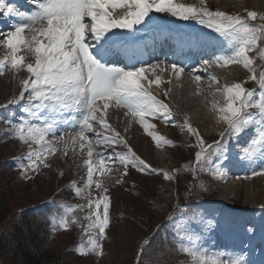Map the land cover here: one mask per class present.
Segmentation results:
<instances>
[{
	"label": "snow or ice",
	"instance_id": "snow-or-ice-1",
	"mask_svg": "<svg viewBox=\"0 0 264 264\" xmlns=\"http://www.w3.org/2000/svg\"><path fill=\"white\" fill-rule=\"evenodd\" d=\"M28 3L33 6L31 9L0 0V24L6 25L0 27V46L5 49V55L0 59V75L7 70L21 69L29 74L27 79L20 81L18 97V100H27L20 109L24 115L15 121L9 118L6 123L11 129L10 134L29 147L24 157L28 163L19 164L25 175L35 172L39 166L37 161L44 163L47 154L55 152L52 141H63L66 134L73 144H79L81 152L86 150L87 158L83 161L86 181L83 186H78L75 181L70 185L77 197L88 192L86 205H62L63 213L50 220L53 232L66 231L78 223L73 215L75 209L85 213L83 220L87 223L82 227L87 234V244L77 246L75 250L79 255H102L101 241L107 238L106 229L111 223L110 197L105 194L91 198L93 185L103 193L108 192V187L94 180V176L116 168L121 175L112 179L121 184L130 168L148 175L161 173L160 169L151 168L141 159L111 127L105 118L109 107L127 109L125 115L130 114L136 119L157 147L172 146V141L154 131L155 125L146 122L147 116L162 119L166 124L171 118L168 105L149 90L152 85H161L160 73L165 71L161 64L164 62L128 69L118 66L119 61L112 59L121 53L127 55V45L134 44L136 33L151 27V13L194 20L218 34L229 51L202 60L201 66L240 64L251 74L248 79L259 87L258 94L241 83L216 89L224 93L225 104L218 108L213 105V109L219 113L218 122L227 127L220 133V139L212 144H207L198 130L188 126V131L197 138L198 148L188 167L193 179L198 181L199 174L206 171L223 178L222 164L228 159L229 144L233 140L240 143V160L249 163L264 161V14L248 11L247 16L242 17L211 11L206 0H200L198 5L177 0H28ZM114 29L126 31L118 34ZM21 51L30 54L34 63L26 62L25 56L18 54ZM251 52L256 55L250 56ZM167 67L176 76L185 70L175 63ZM146 73L154 79H149ZM195 79L199 82L201 77L195 76ZM210 79L217 82L215 76ZM164 95L167 97L168 89L164 90ZM16 102L9 101L10 104ZM60 124H67L71 130L61 131ZM96 126L104 131H95ZM250 126L254 127L249 135ZM88 133H94V137ZM118 145L126 151H116ZM97 148L100 151H96ZM44 166L48 167L46 163ZM180 171L176 169L174 173ZM253 174H264V171ZM163 176L169 181L175 178L167 171ZM26 178L29 177L26 175ZM169 222L175 226L173 236L180 241L179 251L191 257L192 264H253L244 250L236 252L203 247L200 244L203 227L210 222L198 213H185L179 220L170 216ZM143 243L148 246L151 239ZM143 251L142 247L137 264ZM169 251L175 250L162 248L156 253L161 264H167Z\"/></svg>",
	"mask_w": 264,
	"mask_h": 264
},
{
	"label": "rangeland",
	"instance_id": "rangeland-1",
	"mask_svg": "<svg viewBox=\"0 0 264 264\" xmlns=\"http://www.w3.org/2000/svg\"><path fill=\"white\" fill-rule=\"evenodd\" d=\"M232 1V2H231ZM179 3H185L189 5H198L200 0H197V2H194V0H177ZM234 2V3H233ZM254 2L258 5L260 2V6L263 5L264 0H206V6L211 10V11H222L230 15H239V11L243 9V11L248 12V11H253L255 10ZM254 4V5H253ZM246 8V9H245ZM151 16L153 17V23L152 25H157V26H162L163 21L161 20H166L168 23L174 24L176 26H171L174 27L175 29L179 30H184L187 31V26L183 24H177L174 22H169L172 21L171 18H168L167 14H162V13H151ZM240 16H242L240 14ZM247 16V14H246ZM244 16V17H246ZM173 19V18H172ZM199 25V23L197 22ZM151 25V26H152ZM195 26V29H199V27ZM201 27H205L200 25ZM200 27V28H201ZM193 29V30H195ZM202 29V28H201ZM200 29V30H201ZM203 30V29H202ZM210 32L205 31L206 33H210L211 35L215 36L217 41H220L222 43L221 39L218 37V34L213 32L212 30L209 29ZM207 33V34H208ZM21 52H26V51H21ZM19 54V53H18ZM256 52H252L251 56H255ZM4 57V55H2ZM27 62H32L33 57L29 54ZM26 57V58H27ZM26 60V59H25ZM258 60H256V63L258 64ZM236 67V66H234ZM233 68H226V70L222 71L223 74L221 75L220 82H218L217 87L214 89V92L210 90L211 94L214 95L212 96L213 98H210L207 101V90H205V93H200V99H203V102H200L194 106V102L192 99H188L186 96L185 88L184 87H179V89H176L175 86H170L171 83L169 82L168 85L167 83L165 86L158 87L160 91L168 89V94L173 98L176 102L177 105L179 106H185L189 107L191 110V113L193 117H196L197 120L200 122L199 128L201 129L200 135L201 136H206L209 135V133L212 132L214 127H211V124H215L219 126L222 124L219 122L218 124L216 123H210L206 126L204 129L203 126L201 125L205 119L206 115H210L216 119L214 115L218 113L217 111H214L213 105L218 107L222 106L225 101L222 99L223 94L222 91H216V89H223L224 88V83L228 81L229 76L228 73L231 71L232 73ZM235 69H233L234 71ZM26 71V70H25ZM243 71V70H242ZM247 71V70H246ZM17 70H7L4 72L3 75H0V101L2 98H7L10 97L11 92L15 88V83L12 82V79L14 77V73H17ZM245 72V71H243ZM239 73L238 71L233 72L232 76L235 78L238 76ZM244 75V74H242ZM171 76V80L173 81V75ZM149 78H152L151 75H149ZM241 76L238 78L236 77L235 82H240ZM251 81V80H250ZM142 83L146 84V81H141ZM192 83V82H191ZM254 87L258 88V85L256 82H254ZM18 83L16 84V88L19 91L20 87L18 88ZM187 86V83L185 84ZM185 86V87H186ZM219 86V87H218ZM192 87L196 89L194 84H192ZM253 88V89H255ZM151 92L153 90L149 89ZM180 91L176 94L177 91ZM181 91L186 94V96L181 97V101H177V95H181ZM256 92L258 94L259 89H256ZM186 97V98H185ZM5 98V102L9 103V101H14L16 100V97L13 95L10 98ZM221 102V103H220ZM190 103V104H189ZM13 104V103H12ZM192 104V105H191ZM25 104H23L24 106ZM191 105V106H190ZM217 107V108H218ZM120 109L122 108H117L110 106L109 109L107 110L106 114V119L108 123L111 125V127H116L117 129H125L126 125L129 126L130 131H132V144H134L135 148L137 151L145 156L155 167L156 166H169V169H173L175 166H178L179 161L181 156L184 154H187V152L183 149H180L178 147H174V145H165L166 150L164 152L166 153H161L156 149V146L154 145V141L152 138L145 132L144 128L138 123V121L134 118L131 117H126L125 113L121 115L119 112L121 111ZM118 111V115L116 114ZM213 112V113H212ZM4 115L6 114L5 111H1ZM11 117H3L4 120H8ZM156 120V121H155ZM15 121V120H14ZM152 121V122H151ZM155 121V122H154ZM4 123V121L2 120ZM146 122L152 123L155 125L154 131L157 132L158 129L160 131L157 132L159 135L164 136L166 139L167 137H175L178 138L179 134L176 132L178 129L177 123H171L172 127L168 126V123L166 124L164 120L159 119V118H154L152 116H147L146 117ZM221 123V124H220ZM95 131H100L103 132L104 130L101 129L99 126H96ZM177 133H175V132ZM217 133H219L221 130H215ZM129 132V131H128ZM126 133L128 137H130L129 133ZM91 134V133H90ZM105 135H110V133H104ZM210 136V135H209ZM94 137V135H93ZM6 138V137H5ZM180 138V137H179ZM196 140L197 138L194 137ZM212 138V136H210ZM8 139V138H6ZM5 139V140H6ZM181 139V138H180ZM184 141H187V136L184 135ZM18 141L13 143H9L10 145L8 146L5 144H2L0 146V152L3 151L2 155H13L15 152L14 145H16ZM20 144V142H19ZM7 147V148H6ZM164 148V149H165ZM96 150L100 151L99 148ZM111 149H109L110 151ZM116 151H124L122 145H118L115 148ZM24 151V150H23ZM71 151L70 149L66 150V152ZM78 149L72 150L71 154H75L74 156L78 157L77 161L81 159V157L78 154ZM70 154V155H71ZM95 161V157L93 158ZM182 159V158H181ZM85 158L83 159V161ZM16 161L15 164L19 167L20 161L19 160H13ZM239 162H242L246 165H243L242 167L246 168V171L243 172L240 175V184L235 185L233 188L232 184L228 185L231 186L225 189L222 195H218L219 198H224V200H228L231 202V200H234L237 198L236 203H238L241 206H244L246 208H249L251 210V214L255 216V220L253 221V225H251V228L253 231H241L233 229L231 226H228V229L230 230L231 236L229 237V240H234L237 242H244L243 244H239L240 248H244L245 245H248L246 247L245 251L248 253V259H251V255H253V251H255V247H257V243H259V239H261V233L264 231V174H253V173H261L264 171V161H257V163H250L247 161H242L238 160ZM60 164L64 165H72V168L78 167L75 164V161H70L67 160V162L63 161ZM165 166V167H166ZM251 166V169H250ZM17 167V168H18ZM20 168V167H19ZM19 172L21 171L22 174L19 175L18 181L13 182L12 188H13V193H14V200L12 203H15V207L21 208L27 204L31 203H36L42 200H47V203H51L52 200L49 199L51 193L55 192L58 188H60L63 185V179H67L65 176L60 178V169L58 168L57 170L59 173H55L52 175V177H43V178H36L34 176L29 175L27 173V177L23 170L20 168ZM64 170V169H62ZM116 170V168H113L112 171ZM134 174H131L127 176V180H125L124 183L121 184H114L111 187H109L108 192L105 193L110 197V208H109V213H110V226L108 229H106V234L107 238L103 241H101L103 245L102 249V255L98 257L95 253H93L94 257L96 260L100 259L99 262H94L93 264H131V261L136 259V251L138 248H140V243L145 239L147 233L150 231V227L153 226V224H157L158 221H161V219L165 216L166 212H168L169 205H170V200L167 199L165 196L162 200L161 203L163 204V207H156V204L154 201H157V198H161L160 192L158 193L157 190H162L163 192H168V187L169 183L168 180L166 179H160V177H163V172L164 170H161L160 174H144L141 173L137 170L134 169V171L130 168ZM185 173H181L183 181L187 180V160L186 164L184 166ZM111 171V172H112ZM70 172V171H69ZM116 172L120 173L119 171L116 170ZM105 173H110L108 171H105ZM31 174V172H30ZM107 174V175H108ZM113 178H118V177H113ZM11 177H7L6 181L9 183ZM98 179L99 181H102V179L99 177V175L94 176V180ZM225 181H228L229 178H224ZM28 180L29 182L23 181ZM114 181V179H113ZM118 186V187H117ZM112 190V199H111V189ZM236 188V190H235ZM92 189H91V198H99L102 195H105L102 193L100 190V193L98 194H92ZM74 192V191H73ZM189 193V192H187ZM75 195V194H74ZM153 197V199H151ZM174 197H176V194H174ZM78 201L75 203L69 205V206H75L77 204H82L86 205L87 203V198H88V192L86 191L85 193L82 194V196L77 197L74 196ZM149 199L151 202L149 201ZM56 209V207H55ZM158 209H163L159 211ZM207 207L198 205V210L199 213L201 211L202 214L206 213ZM56 213L58 215H55L58 217L60 214L63 213V208L62 206L59 207L58 210H56ZM73 215L77 218L78 223L72 224L71 227L68 230H57L55 232L52 231L54 234H59L56 240L54 241L53 238L49 240L50 242L47 243L49 248L57 249L60 246H65V245H74L75 249L77 248L78 245L80 244H87V234L84 233L83 231V224H86L87 222L83 220V216L85 215L84 212H81L79 209H75L73 212ZM184 214H177L174 217H176L178 220L183 216ZM212 217L210 216L207 220L206 226L203 227V234L205 237H202V240L200 241L203 242L205 239H209L207 241V247L205 244H202L203 247L207 248L208 247H215L216 250L220 249H226L225 243L221 244L218 242V239H216V233L217 231L213 227L211 223ZM171 225L175 228L174 224L171 223ZM51 228V225H50ZM52 229V228H51ZM65 231V233H64ZM94 235V232H93ZM187 243V241H185ZM211 250V248H209ZM75 256H79L80 258L77 259L75 256L73 257V262L71 264H92L90 260L85 259V255H79L76 250H74ZM92 254V253H91ZM85 259V260H84ZM180 263L182 264H192L191 257H189L187 254L181 253V257L179 259Z\"/></svg>",
	"mask_w": 264,
	"mask_h": 264
},
{
	"label": "trees",
	"instance_id": "trees-1",
	"mask_svg": "<svg viewBox=\"0 0 264 264\" xmlns=\"http://www.w3.org/2000/svg\"><path fill=\"white\" fill-rule=\"evenodd\" d=\"M6 163L0 162V264H71L66 249L45 247L41 234L42 210L17 209ZM163 207V204H162Z\"/></svg>",
	"mask_w": 264,
	"mask_h": 264
},
{
	"label": "bare ground",
	"instance_id": "bare-ground-1",
	"mask_svg": "<svg viewBox=\"0 0 264 264\" xmlns=\"http://www.w3.org/2000/svg\"><path fill=\"white\" fill-rule=\"evenodd\" d=\"M233 67V66H232ZM231 67V68H232ZM227 68V67H226ZM228 68H230V67H228ZM215 69H217V68H215ZM217 70H219V69H217ZM226 70V69H225ZM210 73H212L211 72V70L209 69V70H207V71H205V72H202L201 70H199V71H196L195 73H193V75L194 76H191L190 78L188 77V78H186V79H188V80H190L191 82H192V84H194V86L196 87V89H197V91L198 92H200V93H205V90L206 89H215L216 87H217V85H215V87H209V86H207V83H208V81H209V76H210ZM195 76H200L201 77V79H200V81L198 82V81H196V79H195ZM203 76H205V77H207V79H204V77ZM184 84H186V83H184ZM219 87V86H218ZM200 101V100H199ZM204 100L203 99H201V101L200 102H203ZM221 103V102H220ZM225 103H223V105H224ZM222 105V106H223ZM219 105H217L216 107H218ZM212 118H214V117H212ZM211 117H210V115H206L205 116V119H204V121H203V123L201 124L202 126H203V128L205 129L206 128V126L208 125V124H210V123H212L213 121V123H216V124H218L219 122H218V119L216 118V119H212ZM57 148V147H56ZM230 153H232V150H230ZM229 158H228V161L227 162H229ZM230 163V162H229ZM238 172H240V170H237V173ZM227 178H229V177H227Z\"/></svg>",
	"mask_w": 264,
	"mask_h": 264
}]
</instances>
